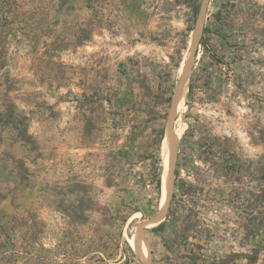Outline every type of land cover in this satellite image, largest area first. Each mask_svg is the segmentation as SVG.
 <instances>
[{
  "label": "rangeland",
  "instance_id": "obj_1",
  "mask_svg": "<svg viewBox=\"0 0 264 264\" xmlns=\"http://www.w3.org/2000/svg\"><path fill=\"white\" fill-rule=\"evenodd\" d=\"M0 264H264V0H0Z\"/></svg>",
  "mask_w": 264,
  "mask_h": 264
},
{
  "label": "bare ground",
  "instance_id": "obj_2",
  "mask_svg": "<svg viewBox=\"0 0 264 264\" xmlns=\"http://www.w3.org/2000/svg\"><path fill=\"white\" fill-rule=\"evenodd\" d=\"M184 93H185V91H184ZM184 93H183V95H182V97L184 96ZM181 104V103H180ZM180 107V106H179ZM170 159H171V157H169ZM169 161H167V166H166V168H167V172L165 173V176H164V198L166 199L167 198V196H168V192H169V186H167V184H168V170H169V166H168V163ZM170 165V167H171V164H169ZM170 171V170H169ZM169 185H170V181H169Z\"/></svg>",
  "mask_w": 264,
  "mask_h": 264
},
{
  "label": "water",
  "instance_id": "obj_3",
  "mask_svg": "<svg viewBox=\"0 0 264 264\" xmlns=\"http://www.w3.org/2000/svg\"><path fill=\"white\" fill-rule=\"evenodd\" d=\"M181 89H182V87H181Z\"/></svg>",
  "mask_w": 264,
  "mask_h": 264
}]
</instances>
